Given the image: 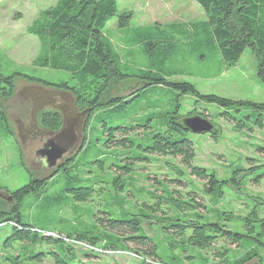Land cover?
I'll list each match as a JSON object with an SVG mask.
<instances>
[{"label":"rangeland","instance_id":"obj_1","mask_svg":"<svg viewBox=\"0 0 264 264\" xmlns=\"http://www.w3.org/2000/svg\"><path fill=\"white\" fill-rule=\"evenodd\" d=\"M56 1L0 0V72L3 76L18 73L47 82L60 80L71 82L68 73L52 70L35 61L40 44L37 37L27 32L28 26L37 18L39 12L52 7ZM115 1L118 14L131 12L128 26L119 27L118 17H114L107 22L103 34L112 51L122 60L123 71L136 74L161 71L170 81L191 83L201 94H214L233 101L264 103V84L257 78V62L248 47L243 50L235 65L229 67L224 62L216 43L209 42L203 32L199 31L200 35H196L195 38H186L174 32L179 28L190 30L195 23L206 21L204 12L194 0ZM156 30L159 31L158 35L155 34ZM138 33H144V36H138L137 39ZM164 34L166 38L163 37ZM156 37L162 40L160 42L162 44L145 46V41L155 43ZM35 83L19 76L15 77L13 95L8 99L0 96V209L7 213L4 215L5 218L15 214L12 210L15 202L10 196L11 192L26 185L30 177H47L52 171L44 169L40 161L35 160L34 153L40 147V142L22 145L13 124L17 119L27 123L31 112L29 100L20 98L15 93ZM140 87L135 82L117 84L113 86L111 94L128 97L132 91ZM139 96L118 108L117 117L112 121V125L150 126L149 129L137 128L127 134L134 144L132 146L124 144L105 147L100 137L101 125L98 124V119L103 117L108 121V116L106 117L108 112L102 110L95 112L88 121L87 139L94 138L95 147H91L88 154L86 151L83 152V148L78 154L83 157L77 158L78 161L72 166L68 179L74 187L91 185L95 190L91 198L86 202L55 200L52 205L54 196H62L65 184V180L58 175L55 177V183L47 190L37 189L23 199L18 206L21 220L32 223L35 227L55 230L62 235L86 233L96 228L97 233L106 232L124 238L127 236L125 232H122L123 235H117L96 227L93 221L95 218L104 217L102 213H109L107 219L121 221L131 220L134 215H140V218L146 221L141 216L151 215L152 219L148 220V223L144 222L143 228L141 226L140 229L157 245V258L145 255L142 252L143 248L134 242L124 241L122 245L119 244L124 248L114 254L92 253L80 245L70 246L74 263L77 264H225L221 262L223 258H227L228 263H237L249 252L256 253L258 258L253 256L247 264H256L260 259L258 264H262L264 112L253 107H243L236 112L230 107L196 101L189 94L177 95L163 86H148ZM176 103L179 104L180 116L194 111L209 114L217 133L215 137H212L211 133L194 134L190 131L183 133L184 137L194 143L195 157L191 164L212 172L218 180H228L234 171H238L239 187L223 184L217 189V195L208 196L204 192V181L190 175L189 169L181 163L180 157L160 156L138 150L136 147L138 144L151 138L157 128L165 125L168 113L173 110ZM1 114L5 116V120L1 118ZM257 114L261 115L263 127L256 124L259 119V116L255 117ZM244 116L248 119L243 118ZM241 117L245 127L241 130L235 129L236 122L233 119ZM37 119L39 121V116ZM116 136L120 137L118 134ZM72 154L74 153L64 155L62 161ZM94 157L103 160L102 167L97 163L90 164ZM134 158L139 159L133 160ZM114 165H128L130 171L118 169ZM117 177L118 184H121L119 190L113 185V179ZM188 193H193L204 208L180 211L176 203L186 201ZM154 204H157V207ZM144 205H151L156 210L150 211ZM253 210L258 217L253 223L251 239H243L240 245L224 239H216L207 249L188 247L180 243L177 245L173 240L178 242L180 240L177 237L172 239V230L167 233L163 229L165 224L159 223L162 218H181L199 222L204 219L223 224L235 232L247 233L245 220ZM39 218H43L53 227ZM7 233L8 227L0 229V242ZM139 233L137 231L135 235ZM102 244L100 241L97 245ZM20 245L30 248L28 244ZM20 245H15L9 250L0 249V256H5L4 252L8 256H15ZM221 246L229 250L222 258L217 255L218 251H222ZM48 248L47 245L41 247L44 250ZM34 249L40 250V247L36 246ZM41 264L53 262L50 258H44Z\"/></svg>","mask_w":264,"mask_h":264},{"label":"trees","instance_id":"obj_2","mask_svg":"<svg viewBox=\"0 0 264 264\" xmlns=\"http://www.w3.org/2000/svg\"><path fill=\"white\" fill-rule=\"evenodd\" d=\"M194 1L201 7L206 21L198 22L201 24L195 23L191 26L190 30L179 28L174 32L184 35L186 38H195L196 35H200L199 31L203 32L204 35L206 34L209 42H212V44L216 43L224 62L229 67L235 65L243 50L248 47L257 62V78L264 84V0ZM114 17H118L119 27L128 26L131 12H121L118 14L115 0H57L52 7L39 12L37 18L28 26L27 32L37 37L40 44L39 54L35 61L52 70L68 73L71 82L67 80L47 82L18 73L11 76H3L0 72V96L5 99L13 95V79L19 76L29 82L41 83L45 87H55L58 90L69 91L73 96L75 108L78 110L89 109V114L84 123L83 142L78 152L72 154L68 159L61 161L51 171L49 176L43 178L30 177L26 185L11 192L10 196L15 202V205L12 207V210L15 211L13 216L5 218L4 215H7V213L0 209V229L8 227V233L0 242V249H13L18 244H28L30 246L27 249L24 245H20L15 256H8L4 252L5 256H0V263L41 264L44 258H50L53 264H77L74 263V256L70 247H75L76 245L75 243H67L65 239L112 251H120L124 247L119 246V244L122 245L124 241H131L142 247V252L145 255L157 258V245L153 243L151 237L147 236L143 231L141 232L140 229L141 226L143 228L144 222L148 223V220L152 219L151 215L141 216L146 221L141 219L140 215H134L131 220L121 221L107 219L106 217L109 216V213H102L104 217L95 218L93 221L96 227L109 230L117 235H123L122 232H125L127 236L124 238L113 236L106 232V234L97 233L95 232L96 228L86 233L76 232L74 234L68 233L62 235L59 232H55V230L35 227L32 223L21 220L18 206L23 199L37 189L47 190L55 183V177L58 175L65 180V184L62 189V196H54L51 202L52 205L55 203V200L86 202L91 198L95 192L91 185L74 187L71 186L68 178L69 173L73 169L72 166L78 161L77 158L83 157L78 156L83 148V152L86 151V154H88L90 153V148L95 147L94 138L91 140L87 139L88 121L95 112L102 110L109 113L106 115V117L108 116V121L103 117H99L98 119V124L100 123L101 125L100 137L107 148L111 145L120 146L129 144L132 146L134 144L127 134L137 128H150L149 125H112V121L117 117L116 110L123 107L133 98L135 99L148 86H163L176 92L177 95L189 94L196 101H204L219 107H230L236 112L243 107H253L264 112V103L255 104L245 101H233L214 94H201L191 83L187 81H170L166 79L165 74L161 71L154 73L145 71L139 72V74L123 71L121 66L122 60L118 54L112 51L110 43L105 39L103 34V29L107 22ZM155 32L156 35L159 34L158 30ZM138 36H144V33H138L137 39H139ZM157 37V43L145 41V46L152 47L159 44L162 40H158ZM163 37L166 38L165 34ZM129 82L130 84L135 82L141 87L138 90L132 91L128 97L111 94L114 85L127 84ZM129 88L133 87L129 86ZM178 109L179 104L176 103L173 110L168 113L169 117L165 125L162 128H157V131H155L151 138H147L142 144H138L136 146L138 150L143 153L160 156L180 157L181 163L189 169L190 175L204 181V192L208 196L217 195V189H220V186L223 184L239 187L240 176L238 171H234L228 180H218L212 172L191 164L195 157V147L190 139L184 137L183 133H188L189 131L183 127L181 119L194 114L208 119L210 116L198 111L180 116ZM258 116L259 119L256 121V124L258 127H263L261 115L257 114L255 117ZM1 118L5 120L3 114H1ZM243 118L248 119L247 116ZM241 119L242 117L233 119L236 122L234 124L235 129L241 130L245 127ZM39 123L47 130L56 131L61 127V115L57 111L41 113L39 114ZM146 124H148V120ZM117 134L120 137H117ZM216 134L214 129L211 132V136L215 137ZM98 141L99 138H97L96 142ZM137 159L139 158H134L133 160ZM90 162V164L97 163L99 167H102L104 163L98 157H94ZM115 167L130 171L128 165ZM113 180L115 188L121 189V184L117 182L119 178L117 177ZM192 194H187L188 200L176 203L180 211H193L200 207L204 208V205L198 202L194 194ZM154 206L157 207V204H154ZM144 207L153 212L156 210L151 205H144ZM46 210L47 208H45V212ZM249 217L245 220L244 224L247 228V233L235 232L227 229L223 224L204 219L202 222H199L198 220L186 221L181 218H162V221L159 220V223L161 225L165 224L163 229L167 233L172 230V239L177 237L180 240V242L173 240L177 245L180 243L188 247L207 249L211 247L216 239H224L238 245L243 242V239H251L250 233L253 231V223H255L258 214L253 210ZM39 219L44 220L43 218ZM48 226L53 227L50 223H48ZM261 227L264 228V222L261 223ZM137 231L140 232L139 235H135ZM100 241L103 244L98 246L97 244ZM42 245H47L49 248L46 250L41 249ZM36 246L40 247V250H33ZM252 247L254 246L252 245ZM221 248L222 251L217 252L220 258L228 254L229 251L223 246ZM85 249L88 250L87 248ZM88 252L93 253L91 250H88ZM136 253L138 254V252ZM253 256L255 258L257 254L249 252L245 253L237 263H228L229 260L227 258H223L221 262L225 264H247L253 259ZM260 261L258 260L256 264Z\"/></svg>","mask_w":264,"mask_h":264},{"label":"water","instance_id":"obj_3","mask_svg":"<svg viewBox=\"0 0 264 264\" xmlns=\"http://www.w3.org/2000/svg\"><path fill=\"white\" fill-rule=\"evenodd\" d=\"M30 89L42 103L31 109L30 115L34 121L38 110L43 108L45 99L49 100L61 115V127L49 132L34 153L35 160L40 161L44 169L51 171L58 166L64 155L76 153L79 150L83 142L84 123L89 109L75 108L73 96L69 91L47 90L41 83L31 84ZM62 96L66 97L65 102L58 100V97ZM36 101V98H33V102L36 103ZM181 123L185 129L194 134L211 133L214 130L213 122L198 114L183 117Z\"/></svg>","mask_w":264,"mask_h":264},{"label":"flooded vegetation","instance_id":"obj_4","mask_svg":"<svg viewBox=\"0 0 264 264\" xmlns=\"http://www.w3.org/2000/svg\"><path fill=\"white\" fill-rule=\"evenodd\" d=\"M31 84L27 85L25 87L22 88V90L18 91L17 93H15L16 96H20V98H27L30 102L31 105V109L33 108V106H39L41 105V101L36 97L35 94L32 93L31 91ZM47 90H58L55 87H46ZM33 98H36V103L33 102ZM23 100V99H22ZM59 101L65 102L66 101V97L62 96V97H58ZM43 108L38 110L36 115L37 117L39 116V114L41 113H45V112H49V111H57L52 103L45 99V102L43 103ZM55 105V104H54ZM58 112V111H57ZM29 119L27 123H22L19 119L14 120L13 124H14V128H15V132L17 137L19 138L21 144L23 145H30L36 141L40 142V144H42V142L44 141V139L47 138V135L49 132H52L50 130H47L46 128L42 127L37 119V117L35 118V121L31 118V115L29 114Z\"/></svg>","mask_w":264,"mask_h":264},{"label":"built area","instance_id":"obj_5","mask_svg":"<svg viewBox=\"0 0 264 264\" xmlns=\"http://www.w3.org/2000/svg\"><path fill=\"white\" fill-rule=\"evenodd\" d=\"M52 235V234H51ZM55 235V234H53ZM56 236V235H55ZM65 241L67 243H75V245H80V246H83L85 248H87L88 250H91L93 252H98V253H101V254H114V253H119V251H112V250H103L101 248H98V247H95V246H89V245H86L84 243H79V242H74V241H70L68 239H65Z\"/></svg>","mask_w":264,"mask_h":264}]
</instances>
